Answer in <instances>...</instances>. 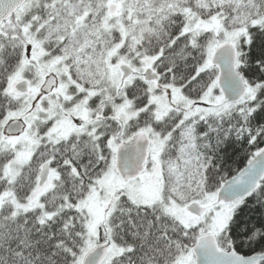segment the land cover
Wrapping results in <instances>:
<instances>
[{
	"label": "snow or ice",
	"instance_id": "obj_1",
	"mask_svg": "<svg viewBox=\"0 0 264 264\" xmlns=\"http://www.w3.org/2000/svg\"><path fill=\"white\" fill-rule=\"evenodd\" d=\"M0 264H264V0H0Z\"/></svg>",
	"mask_w": 264,
	"mask_h": 264
},
{
	"label": "trees",
	"instance_id": "obj_2",
	"mask_svg": "<svg viewBox=\"0 0 264 264\" xmlns=\"http://www.w3.org/2000/svg\"><path fill=\"white\" fill-rule=\"evenodd\" d=\"M238 151H240V159L235 166L239 168H243L246 166V158L244 156V153L249 150L247 148H244V149H238Z\"/></svg>",
	"mask_w": 264,
	"mask_h": 264
}]
</instances>
